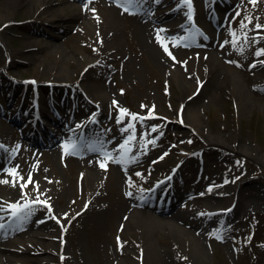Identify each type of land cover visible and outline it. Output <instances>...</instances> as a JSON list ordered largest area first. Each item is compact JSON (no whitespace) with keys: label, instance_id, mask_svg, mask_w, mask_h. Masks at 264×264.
<instances>
[{"label":"rangeland","instance_id":"374dc122","mask_svg":"<svg viewBox=\"0 0 264 264\" xmlns=\"http://www.w3.org/2000/svg\"><path fill=\"white\" fill-rule=\"evenodd\" d=\"M234 1L236 2L234 7L229 10V13L234 15L227 20L218 22V25L213 23V29L207 28L210 41L206 43V47L216 50L218 58L224 64L222 69L237 73L241 78L249 79L248 87L251 89V97L250 101H247L248 107L245 113L240 110L239 99L233 90L219 102L213 101L212 92L209 90L195 94L194 89L200 82L198 81L200 74L197 70L204 71L205 69V63L200 62L199 59L201 53L199 46L187 43L171 45L169 63L163 68L154 67L153 60L147 54L143 41L141 42L138 38L137 22L141 24L140 20H130L124 9L123 14L114 10V13L110 11V17L105 19L99 14L103 10L108 11V7L100 4L99 0H91V2L82 0L79 5L82 6L83 20L91 21L89 29L83 32L84 36L78 32L77 28L69 27L67 31L60 34V37L48 38L51 40L50 43H62L60 55H55L57 61L62 60V62L55 65L57 68H61L57 76L66 80L53 81V83L73 88L71 90L73 94H79L81 91L83 94L84 90V93L93 95L96 94L94 88L105 82L108 92L114 93L113 97L118 101V106L113 108V113L111 112L106 120L108 122L105 123L104 128L107 133L111 132L109 129L115 127L114 123L117 124L118 131L124 137L137 134L146 135L145 133H148L154 126L161 128L158 132L160 144L157 145L160 149L155 155L152 154V158L145 159L122 173L126 185L137 188L141 185L137 179L144 181L146 177H151L153 174L156 176L165 175L177 152H171L169 159L154 169H151L149 165L152 159L165 152L169 142L176 135H180L179 139H183L186 143L184 147L191 143V146L189 145L191 151L199 149L198 153H203L202 158L206 162V172L202 178H214L216 183H219V186L216 187V196L206 195L200 198L197 203L199 207L194 206L191 213H187L190 217L196 212L199 214V209L204 206L210 209L215 207L219 211L215 215H209V212L207 215L204 213L200 215L204 219L201 222V227L204 230L201 234H205L202 236L203 239H196L197 242H195L190 237L161 228L159 229L162 234L153 233L146 238L145 233L137 228L134 230L135 235H125L123 241L120 239L122 246H118L117 237L119 236L113 238L117 222L120 217L122 220L125 219L128 215L127 211L139 210L132 203L127 207L125 205L119 207L118 197L122 196L130 201L129 197L125 195L127 187L107 189L97 203L92 202L88 205L89 200H86V197L81 196L79 192L75 197L68 193L60 195V197V193L56 196L53 193L49 195L51 191L55 192L58 187L49 177L48 180L52 182H48L49 185L45 191L42 190L46 196L39 195L38 198L47 200V204L51 205L53 214L58 219L54 223L61 232L54 237L41 238V241L45 243L49 241L53 244L60 242L62 248H65L64 255L66 256L63 262V259L59 260L57 252L48 253L51 264H117L119 259H122L124 264L131 261L132 264H264V54L260 55V58L263 59L261 64L251 65L257 51L264 49V28L257 29L255 27L256 24L264 26V0H256L255 4L250 3L249 0ZM198 5L202 7L201 2ZM3 9L0 6V11ZM91 9H95V12ZM31 11L30 7L23 6L14 12L13 20L3 21L0 19V49L2 43L6 42L14 51L27 44L30 37L29 30L32 28L29 25L30 21L27 22L30 19ZM200 21L203 20L200 19ZM78 22L77 20L75 23ZM107 23L116 26L113 28L116 30L113 40L117 43L118 49L113 54L114 59L106 61L107 65L104 63L101 66L92 64V69L88 66L85 71V79L82 82L84 86L81 87L77 81L67 79L65 72L68 71V77L76 76V69L82 66L83 59L94 58L98 51L108 50L107 39L104 36L105 33L107 36H111V34L108 32L110 29ZM205 23L207 26L211 25L210 21H205ZM242 24L246 26L242 27ZM36 37L38 36L36 35ZM85 48H91V50L86 51ZM35 53L36 60L30 62L15 60L18 62H13L4 52H1L0 72H3L2 78L10 76L25 80L34 77L39 85L46 82L51 83L46 76L55 73L53 71L55 68L49 66L53 65V61L47 59L48 47H43L41 51L36 50ZM61 53L64 56L61 57ZM15 55L12 53V56ZM188 63L192 64L193 68L197 67L194 72L188 69ZM88 69L89 72H87ZM190 75L193 77V81L188 86L183 85L182 78L189 79ZM77 78L79 77L77 76ZM222 78L223 73H220L217 79ZM251 79L258 80L259 85L252 88ZM40 89L42 90L41 87ZM192 92L194 95L191 97L192 100L190 99V104H186L182 114L180 113L177 117L176 112L181 99L190 96ZM141 105L145 107H141ZM121 109H125L127 112L122 114ZM149 110H152L151 116H149ZM194 113L199 115L200 120L199 124L197 123L200 127L196 129L191 125L194 124L192 123L194 122ZM134 116L143 119L134 118ZM116 117L119 122H116ZM170 117L179 118L180 126L177 123H168L166 119ZM4 125L5 122L0 118V129ZM215 137L218 141L227 143V148L222 149L218 144L210 143ZM11 141L17 143L20 140L14 136ZM207 142L209 143L207 144ZM174 143L178 145L177 141ZM149 145L154 148L153 143H149ZM48 149L50 151L46 155L50 156L52 160L56 159L58 181L68 187L69 167L78 163L79 158L73 154L60 156L61 148ZM241 149L246 150L243 151L245 154L237 152ZM26 153L28 152H23L16 157V165L22 167V174L23 170L25 174L23 180H17L13 184L21 185L28 180L32 173L38 171L48 173L51 169L48 161L37 158L32 169H29V162L25 160L29 154ZM197 158L195 155L188 161L190 164L188 172L194 175H197L198 170H201L198 168L200 163ZM98 166L103 177H107L109 174L114 175L116 172L121 174L113 164L106 166V169ZM58 167L64 171L59 170ZM72 175L74 176L75 173ZM198 179L197 176L194 177L197 182ZM32 181L33 183L22 188L24 196L36 193L41 189H38L40 183H36V180ZM9 192L11 189L4 191L2 196L11 203L15 201V197L10 196ZM21 199L25 198L21 196ZM21 199L19 202L22 201ZM108 202L112 204L110 207L106 206ZM85 205H87L86 208H84ZM232 205L234 207L231 215L220 222L224 210ZM38 206L42 210L47 209L44 204H38ZM115 206H117L116 210L119 209L117 219L112 216ZM76 207L82 210L79 215L76 212L72 213ZM172 213L173 211L162 213L161 217L163 220L169 219ZM141 215L139 216L140 220L142 219ZM149 222L152 227H157L159 221L152 219ZM141 224L140 226L143 225L144 229V224ZM180 226L183 227V224ZM184 226L187 227V225ZM146 227L149 228L147 224ZM209 230L212 232H210L211 235ZM122 249H128L131 254L124 253ZM29 255L25 253L21 259ZM64 255L62 254L61 257Z\"/></svg>","mask_w":264,"mask_h":264},{"label":"bare ground","instance_id":"6f19581e","mask_svg":"<svg viewBox=\"0 0 264 264\" xmlns=\"http://www.w3.org/2000/svg\"><path fill=\"white\" fill-rule=\"evenodd\" d=\"M105 5L106 7H108L107 8L108 11L103 10L101 14L99 15L105 19L106 18L108 19V17H110L109 16L110 11L113 12L114 9L112 7H109L107 4ZM0 6L4 8L2 11H0V19H3V21L13 20L14 12L18 10L19 8L23 6L26 8L30 7L32 9L31 15L29 16L30 18L29 25L32 26L31 32H33L34 30L35 33L38 32V34L41 36V38L33 37L34 39L29 40L27 44L21 46L16 51H14V49L11 48L10 45L6 44L7 42L2 43L3 45H2V48L0 49V55H1V52H4L8 56H10V54L12 53H15L18 55V57L15 55L16 58H13L14 60L19 59V60L30 62L32 60H36L37 58L36 53H35L36 50L41 51L43 47H48L49 53H48L47 59L53 61V65H49V66L52 68H55L53 69V71L56 74L50 73L48 74V76H46V78L51 82L53 81L59 82V81L66 80L64 78L57 76V74L61 71V68L59 69L55 65L58 62L59 63L62 62V60L57 61V59L55 58L56 54L60 55L59 52H60V48L62 47V43L60 44H57L56 42L50 43L47 40H45L44 37L45 36H49L52 38L58 37L60 29L68 30L69 27L77 28L78 32H80L82 36H84L83 32L86 29H89L91 21L88 19L83 20V15L81 14L82 6L81 5L78 6L75 2H69V0H1ZM172 12H175V11H172ZM179 13L181 14V11H179ZM167 14L168 12L165 14H160L158 12H155L154 18H156L157 20L159 18L164 19L168 16ZM77 20L79 22L75 23ZM188 22L189 21H187V24ZM137 23H138L137 30L139 32L138 38L141 42L143 41V44L147 50V54L151 56V59L153 60L152 64L154 65V67H157V66L160 68L165 67V65L169 63L168 53H169V50L172 49L171 48V45L173 46L172 42L168 39V37L166 36L163 37L159 35L158 33L154 32L153 30L150 32L149 23H145V25L140 24L139 22ZM114 25L111 23H107V26L110 29L108 32L111 34V36H107V34L105 33V36H104L107 39L106 43H107L108 50L98 51L96 54L97 56L94 58L87 57L83 59L84 62L82 63V66L76 69L77 70L76 76H72V78L71 76L68 77L67 76L68 71H66L65 75L67 79H71L74 81H80L81 86H84L82 85V82L86 76L85 71L88 66L90 69H92L91 67L92 64H100L99 66H101V64L104 63V65H107L105 64L106 61H109V60L112 61V59H114L113 54L118 49L117 43H115L113 40L116 34V30L113 29L114 27H116ZM192 35L193 37H195L194 34ZM157 36H159V40L157 39ZM197 42H199V38H197ZM103 47H104V44H103ZM165 47L168 49V52H165L164 50ZM85 50L90 51L91 48H88V49L85 48ZM61 54H62L61 57L64 56L63 53ZM69 57L72 58L70 55ZM199 59H200V62L205 63L204 71L197 70L198 73L200 74L198 75V81H204V83L202 82L203 85L199 92L209 90L212 92L213 101L219 102L226 96L227 93L233 90L236 94V97L239 99L240 110L242 111V113H245L248 107L247 101H250V97H251L250 96L251 89L248 87L249 79L241 78L237 73L234 74L233 72L222 69L224 68V64L218 58L216 50H210V49L204 50L201 53V56L199 57ZM196 68H193L192 64L188 63L189 70L191 69L194 72ZM189 70L188 72L190 73ZM89 71L90 70L88 69L87 72ZM220 73H223V78L217 79ZM77 76L79 78H77ZM190 77L189 79L182 78L183 85L185 84L186 86H188L193 81L192 79L193 77L191 75ZM251 81L253 83H256L253 80ZM175 84H176V81H175ZM196 88L198 87L196 86ZM196 88L194 90H196ZM94 90L96 94H93L90 99L93 102H95L97 106L101 107V110L104 109V105H105L104 102L110 103L113 106V108L117 107L118 104L113 103V99H115V97H113L114 93L108 92V87L105 84V82H102L101 84L97 85L96 88H94ZM106 93H108L107 96H109L108 100L106 98ZM193 93L194 92H192L190 96H187L186 98H182L180 103L184 105L190 104L191 102L190 99L194 95ZM54 97L57 99L58 101L57 103L66 102V98L63 99V102L59 100L58 98L60 96L57 94L54 95ZM92 97H94V99ZM98 99H101L103 101L100 102L98 101ZM73 102H74L73 100L69 101L70 109L73 107L72 108L73 110H78V111L84 110L83 106L81 107V104L84 102V100H78V103L77 102L73 103ZM87 103L85 104L87 105ZM2 110L4 113L8 114L12 118L20 119V121H22V118L28 114V111H26L25 113H23V111L22 112L17 111V112L12 113L13 110L11 108L9 109L4 108ZM99 114L100 116H102L101 111H99ZM103 114L105 113L103 112ZM193 117H194V120H193L194 122L192 123L194 124H191V125H193V127L196 129L197 127H200L198 125L200 121L199 115L197 113H194ZM114 124H115V127L109 130H111L112 133H115L117 135L118 126L116 123ZM29 127H27L26 129H28ZM111 132H108L107 133L108 135L104 137L102 136L99 137L98 135H94L95 140H93L92 142V147H95V148H93L92 150H95V151L100 150L103 153L107 152V153H110L113 157L126 156L127 158L124 160H126L127 163H117L113 159H107L104 155L89 156V157L81 158L78 160V163H75L71 166L69 165L71 168L69 167L70 172H68L67 174L68 181H69L68 187H65L64 184H62V182L58 181L57 179L59 177V173H58V169L55 166L56 159H54L53 158L54 156H52V158L54 159L52 160L50 156L46 155V153L50 150L49 149H39V148H29V151L27 150L28 153H26V154H29V157L25 158V160L29 162V167H28L29 169H32V167L34 166L36 158L48 161L51 165V169L48 173L46 172L43 173L42 171H38V172H34L31 174L32 180H36L37 181L36 183H40V187L38 189L40 188L41 189L37 191L36 193L28 194L24 197H28V199L32 200V203L33 201H35V199L38 198L39 195L45 197L46 195L42 192V190L45 191L46 188L48 187L49 177H51L54 183L58 186L56 190L57 193L56 191L55 192L51 191L49 195L53 193L56 196L58 193H60L59 194V197H60V195H64L65 193H68L71 196L75 197V195L79 192L81 196H84L86 197V200H89V205L92 202L97 203L100 196L107 189H113V188L123 189L127 187L126 188L127 190L125 189L126 190L125 193L131 195V198H130L131 201L124 199L122 196L118 197L117 201L120 202L119 207H123L124 205L127 207L129 206L130 203H135V204L138 203L140 205H143L142 206L143 209L141 208L140 210L134 209V210L127 211L126 213L128 215L125 217L124 220H122V218L120 217V220L117 222V229L114 232L113 238L114 236H119L123 241V239H125V235H128V234L135 235L136 232L134 230L137 228H140V231H143L147 238V236L153 233L162 234V231L159 229L161 228L165 231L167 230H170V232L175 231L177 232V234L190 237L195 242H197L196 239L198 240L203 239L202 236H204L205 234H201L203 232L201 231V229H198V228H202L201 221L198 220L194 216L190 217V215H187V212H189L188 208L186 210H182V209L176 210L174 213L171 214L172 216H170L169 218L170 220L169 219L163 220V217L155 213V210H157L155 206L144 204V198H143L144 192L141 190H138L140 189L142 184L138 186L137 188H134L124 183L123 181L124 175L122 173L128 170L129 168H132L133 166H135L136 163L139 162L141 159H145L146 156H144L143 152H137L135 156H131V152L129 151V147L127 146V144L125 145L124 148H121L120 145H124L121 140H113V141L111 140ZM6 133H7V130L5 131V134L3 132V134L1 135V139L4 136H6ZM68 137L69 136L64 134L58 138L59 142H61L58 148L59 147L62 148V153L60 156L69 155L68 152H70L73 149V148L65 147V143L67 145H70L67 142ZM136 140L137 139L135 138L134 141ZM42 141L44 140H41L40 142ZM49 142L50 141H46L44 143L49 144ZM211 142L214 144H219L222 149L226 147L227 145V143L222 142L221 140L218 141L216 137L212 138ZM42 144L43 143H39L37 145L43 146ZM244 150L241 149V151L238 150L237 152L243 155L245 154L243 152ZM81 152L82 153L86 152V148L83 147L81 149ZM18 156H20V154ZM186 156L187 154H184L180 157V159H185ZM15 157L16 155L12 151L9 152L5 156V158H12V159H15ZM0 161H4L2 158V155H1ZM102 162L106 163V166L114 162L116 164L117 170H119L121 174L119 172H116L114 175L109 174L107 177L101 176L100 168L98 165H100V163ZM161 163L162 162H160V160H158L157 162L154 161L152 162V167H156ZM58 168L59 170L64 171L61 167H58ZM72 173H75V175L73 176ZM24 174H25L24 170L22 174V167H19L17 171V178H15V180L10 179V177L6 175L2 177V179L0 180V181H7V183H0V204H3L5 207V211L0 212V217L5 212L11 211L8 209V205L10 204H8L2 196V193L4 191L11 189V192H9L8 194L10 196L13 195V197H15L14 198L15 203H18L16 200L19 199L21 195H24V193L22 194V191H21L22 189L20 188L19 184H15V186L12 185L17 180H21L20 177H23ZM149 182H151L150 183L151 186L154 185V180H149ZM76 185H78V192L76 189ZM210 189L211 191L210 190L207 191L206 195L207 196L210 195V197L216 196L217 191L213 187H211ZM155 191L156 189H153L150 192V194H152ZM154 194H156V192ZM50 198L52 197L50 196ZM33 205L34 204H32L30 207L32 208ZM111 205H112L111 202H108V205L106 206L110 207ZM116 208L117 206H115L114 212L112 213V216L113 218L115 217V219H117L118 217V210H119V209L116 210ZM33 211L36 212L37 210L34 209ZM34 212H33L34 222L39 223L42 226L41 229L46 228L47 230L52 231V233L48 232V235L45 232H43L44 234L40 233L39 235L46 238L47 236L53 237L54 235L61 232L57 229L54 223V221L57 222L58 220L52 219L54 217L52 214L53 211L49 212L47 210V213H45L44 211V214L42 212H38L37 214H35ZM74 212L81 213L80 208L76 207L72 213ZM140 215L142 216L141 220L139 217ZM152 219L159 221L157 227H152L150 225L149 220H152ZM141 223L144 224V229L142 228L143 225ZM145 223L149 226V228L146 227ZM0 224H3L1 219H0ZM140 224L142 226H140ZM179 224L180 225L183 224V227L180 226ZM184 225H187V227H185ZM12 230L13 229H10V231ZM1 231L4 232V228H2ZM8 233H9V229H8ZM30 243L31 244L29 245H31V247L33 248H28L27 246L23 245V242L21 241L20 242L8 241V240H3L2 237H0V264H48L49 257L47 253H51L54 251H58L60 254L65 253V248H62V244L60 242L58 244L57 243L53 244L52 242H49V241L47 243H41L38 241H32ZM35 249L37 252L44 253L41 255L39 259L34 260V261H30V260L19 261L18 259L19 254L23 252H28V251L30 252L31 250H35ZM123 252L126 254H131V252L128 249H124ZM117 264H124V262L122 259H119L117 260ZM125 264H132V261L129 263H125Z\"/></svg>","mask_w":264,"mask_h":264},{"label":"snow or ice","instance_id":"6c2138e0","mask_svg":"<svg viewBox=\"0 0 264 264\" xmlns=\"http://www.w3.org/2000/svg\"><path fill=\"white\" fill-rule=\"evenodd\" d=\"M89 2H91V0H89ZM135 2H136V0H123V3H125V4H133ZM140 2L143 3V0H140ZM249 2L255 4L256 3V0H249ZM182 3L188 5L189 12L186 13V15L188 17V20L189 21H192L191 0H182ZM85 7L87 8V4L85 5ZM127 10H128L127 7H125V11H127ZM91 11L95 12V9H91ZM237 15H239V13H237ZM245 26L246 25H243L242 24V27H245ZM255 27L257 29L264 28V26H262L260 24H256ZM196 31L198 32V30H196ZM157 39L159 40V36H157ZM164 50H165V52H168V49L166 47H165ZM168 54L171 55L170 52ZM262 54H264V49H260L256 53L257 56H260ZM113 103L116 104L117 102L116 101H113ZM141 107H145V106L144 105H141ZM126 112H127V110L121 109V113L122 114H124ZM151 115H152V110H149V116H151ZM134 118L143 119V118L135 117V116H134ZM118 122H119V120H118ZM129 127H131V125H129ZM153 131H155V129H153ZM131 139H132V137H129V140H131ZM127 143H128V141H125V145ZM151 143H154V141H151ZM125 145H120V147L121 148H124ZM103 155L107 159H113V160H115V162H117V163H127V161L123 159V156L113 157L110 153H107V152H104ZM164 155H167V153H165ZM162 158L163 157H161V159ZM100 167L106 169V163H103V162L100 163ZM20 179L23 180V177H20ZM49 182L51 183L52 181H49ZM0 183H7V181H0ZM29 183H33L32 178H31V175H29L28 180L25 181L24 183H22L20 186H21V188H24ZM13 186H15V184H13ZM33 203H39V204L47 205V200H39V198H37V200L33 201ZM86 207H87V205H85V208ZM8 209L11 210V215H12V217L15 218V220L13 221V223H17V222L26 220L32 214V209H31V207L28 204H24V205H20L19 203L10 204V205H8ZM2 211H5V207H4L3 204H0V212H2ZM48 211L49 212L52 211V209H51L50 206H48ZM65 215H67V214H65ZM77 215H79V213H77ZM0 219H2V217H0ZM53 219H56V218L53 217ZM8 227L11 228L12 225H8ZM2 228H5V225L4 224H0V229H2ZM217 238H219V237H217ZM117 243H118V246H122L119 237H117ZM61 259H64V257H61Z\"/></svg>","mask_w":264,"mask_h":264}]
</instances>
